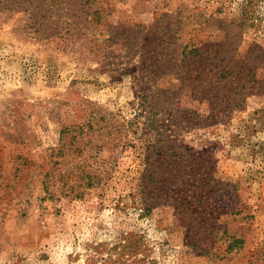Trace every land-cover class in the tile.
<instances>
[{"label": "rangeland", "instance_id": "rangeland-1", "mask_svg": "<svg viewBox=\"0 0 264 264\" xmlns=\"http://www.w3.org/2000/svg\"><path fill=\"white\" fill-rule=\"evenodd\" d=\"M47 1L0 0V264H264V0ZM188 42L260 90L175 109Z\"/></svg>", "mask_w": 264, "mask_h": 264}, {"label": "trees", "instance_id": "trees-1", "mask_svg": "<svg viewBox=\"0 0 264 264\" xmlns=\"http://www.w3.org/2000/svg\"><path fill=\"white\" fill-rule=\"evenodd\" d=\"M24 1L29 3L25 10L29 14L30 27L40 35L46 36L45 32L52 30L49 25L52 19L51 15H49L51 4L47 0ZM72 21L76 29L81 25L85 26L91 23V20L87 18L84 20L73 19ZM71 25L72 22L68 26L63 27L62 30L71 31L74 28ZM60 32L51 34L58 35ZM78 34L81 33H70V35ZM202 48L203 45L201 44L197 46V44L193 45L188 42L182 46L179 53L175 51L170 53L162 52L163 54L160 55L161 60L167 59V62H156L154 68L160 70L170 62V65L167 66H172V71L175 72L176 80L178 81L176 83L178 88H169L166 92L173 94L168 97L171 98L172 105L177 106L175 109H183L178 105L181 104L180 102L183 101V97L186 94L190 98H199L202 102H207L213 117L227 116V113L232 111L233 108L241 106L245 102L246 94L260 90L258 87H260L261 81L256 78V67L252 61V63H247V66H241L236 72L239 60H234V57L229 59L227 55L214 60L219 51L215 52L214 57L209 49L206 48L204 50ZM155 55H159V52L155 51ZM170 56H172L171 59ZM209 60L211 63H207ZM158 90H160V87H158ZM247 91L249 93H246ZM243 242L244 239L242 237L232 235L229 249L241 245Z\"/></svg>", "mask_w": 264, "mask_h": 264}]
</instances>
